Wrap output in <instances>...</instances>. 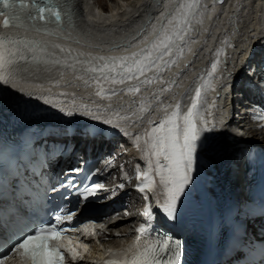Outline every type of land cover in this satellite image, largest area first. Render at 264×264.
<instances>
[{
	"label": "bare ground",
	"instance_id": "bare-ground-1",
	"mask_svg": "<svg viewBox=\"0 0 264 264\" xmlns=\"http://www.w3.org/2000/svg\"><path fill=\"white\" fill-rule=\"evenodd\" d=\"M168 1L114 0L113 4L106 10V8H101L103 7L102 4L97 7L98 0L95 2L94 0H69L70 6L72 7L71 23L65 21L64 24L56 25L53 28L38 27L40 30H44L49 36L42 37L36 35L35 33L38 32L36 28L27 31L0 28V38L8 37L11 40L17 41L18 46L21 43H28L40 46L44 50H53L52 53H23L26 57V62H21L15 67L26 77L40 76L45 78L44 80L55 81L63 79L67 74L70 76L71 71L77 70L84 71L88 73L87 75H100L99 73L85 71V68L90 64L99 62L98 65L102 66L103 62L93 60L92 58L132 56L134 53H141L142 49L151 47L154 42H159L157 38L161 30L169 28L171 25L169 24V20L174 22L176 14L175 12L170 15ZM201 2L202 0L197 2L195 10L190 15L189 22L182 26L184 29L181 33L182 36H187L191 33L189 38L187 37L188 39L185 40V45L181 48L182 52L180 50V55L175 59V62H171L175 65V68H179V66L184 64V61H187L185 58L189 57L190 63L193 66L184 68L180 74L177 73L179 71L176 72L174 69V74H172L169 66L165 64L168 62H165L164 67L151 77V84L149 86H160V91L157 96L161 95L160 103L165 108L172 101L177 103L183 101L188 96V91H190V87H188L189 83L192 80L198 82L202 88V92L198 101L200 102V108L197 112L205 119L212 121L213 119H209V116L213 112L216 113L215 109L219 108L221 101L224 100L223 104H226L229 99L230 101L238 102L236 101L238 100L236 98L238 95H230L229 99L219 94L213 96L212 92L209 94V91H206L209 82H216L221 75L224 76L226 74L225 76H227L230 66H233V69L234 66H237L234 59L237 58L238 61H241L243 58L244 61L247 59L245 55L247 51H241V48L247 42L252 41L253 38L251 35L258 34L259 24L264 18V7H261L263 0H227V3L232 2L231 5H233L230 26L226 27L227 25H225L223 28H226L222 30L220 36L216 37L213 35V38L217 39V41L209 42L207 39L200 41L198 35L205 32L207 22L211 24L209 17L211 9L208 10L205 8L204 11H201ZM181 3H186V1L179 0V5ZM220 18L221 16H218L215 21L220 22ZM198 21L201 24L199 33ZM165 22L167 23L164 24ZM64 28H68L70 31L62 34L61 31ZM123 42L125 44H118ZM61 49L66 52L64 55L55 53ZM159 55L157 54L151 58V60L155 61L154 66L151 67L158 68L159 61H169L168 55H164L162 59L157 60L156 58ZM55 60H59L60 63H54ZM43 61L48 62L44 63ZM195 63H197L196 67L199 65L197 73V68L194 66ZM214 63H218L215 70L212 68ZM106 75L109 80L121 77L117 73H106ZM148 75V73L144 72L143 75L137 74L135 77L140 76V78H144ZM126 77L123 78L126 79ZM217 82L220 85L218 88L220 91L223 83L222 81ZM10 85H16V83H0V132L9 137L15 136L22 138L31 131L32 126L49 122L51 118H47L43 114L44 109H42L40 104L32 106L30 103L40 98V93H33L28 88L11 87ZM249 94L253 98L252 102L258 101L255 98V92L249 91ZM217 96L220 98L218 99ZM213 104H215V107H212ZM246 111V109L242 110L239 121L232 120L231 122H227L225 126L226 128L233 127L234 131L242 133L245 136L244 138L247 139L248 143L258 145L260 150L264 152V130L256 126V122L249 118ZM218 131L215 133L217 136L215 139L216 142L220 137L224 136L226 138L233 133L232 130L220 132L221 129H218ZM236 137L237 133L232 134L231 138L235 139ZM102 144L107 145L109 142H101L96 139L89 141L90 147ZM213 146L215 144L211 143L210 150L207 151L212 156V159L215 151ZM131 148L129 146L127 147L129 152ZM123 158L127 159V156ZM123 158H119L118 160L121 161ZM125 165H128V162ZM202 166V185L209 194L210 186L207 182V177L210 169L205 163ZM115 173L120 174L119 171H115ZM194 187L193 185L189 186L191 189ZM189 196L190 199L188 198V200L193 207V213L201 217L203 215L201 201L194 199L193 191L189 193ZM126 198V196L122 197L123 200ZM181 207L183 209L182 205ZM184 216V213L178 212V220H182ZM223 222L222 218L215 215V239L220 235ZM128 223L129 221L117 222L112 223V225L109 224V226L115 229L127 226ZM108 236L106 241H102L103 245L106 242L113 246L119 245L118 238L110 236V233H108ZM150 240L154 241V237L152 236ZM101 255V249L92 246L89 253L82 254L79 260L73 264H95V261Z\"/></svg>",
	"mask_w": 264,
	"mask_h": 264
},
{
	"label": "snow or ice",
	"instance_id": "snow-or-ice-1",
	"mask_svg": "<svg viewBox=\"0 0 264 264\" xmlns=\"http://www.w3.org/2000/svg\"><path fill=\"white\" fill-rule=\"evenodd\" d=\"M196 3L197 0H187L186 3H181L176 9L178 15L175 17V25L171 32L167 29L161 30L157 38L159 42L153 43V48L160 52L157 60L172 51V45L176 39H183L181 33L184 29L182 26L189 22ZM0 17H3L0 20V28H36L38 31L40 30L38 24L61 25L65 22V18L68 23L72 21L71 6L68 0H0ZM172 23L173 21L169 20V24ZM161 49L163 51H160ZM28 50L33 53L36 51L31 46H28ZM61 51L64 50L61 49ZM145 52L148 53L147 56L143 55ZM92 59L103 62L102 66L90 64L85 68V71L99 73L104 79L108 78L106 73H117L122 77L120 83L124 82L123 77L125 76L132 78L137 74L143 75L155 64V61L151 60V52L148 49H142L141 53H134L132 56L94 57ZM21 62H26V57L18 47V42L8 37L0 38V83H14L17 76L15 66ZM43 62L47 63L48 61ZM54 63L59 64L60 61L55 60ZM216 67L217 65L214 63L213 70ZM253 75L256 76V81L253 84L254 90L264 94V70L259 73L254 70ZM115 82L117 81L113 79V83ZM129 91H139V89H129ZM200 96L201 89L197 88L187 112L181 113L180 104L177 103L175 108L160 119L158 124H153L147 133L145 156L148 163L146 170L143 173L137 171L136 174V179L139 181L136 186L137 190L145 193L146 200L148 199L147 192L155 190L156 178H158L164 199L162 202L158 200L157 203L169 221H175L178 218V204L186 195V189L194 183L195 174L200 167L201 155L210 150L214 134L218 131L215 120L209 121L196 111ZM217 98L220 97L217 96ZM212 107H215V104ZM142 110L146 111V109ZM67 114L71 115V113ZM104 123L110 124L112 121L106 120ZM220 125L221 127L225 126L224 120L220 121ZM139 139L137 137V141ZM136 146L139 147V144L137 143ZM69 171L76 172L77 170L70 169ZM74 183V181L71 184L62 183L61 187L67 190L72 188ZM120 187L122 188L123 185ZM101 188L102 186L98 184L83 186L82 189L75 188L77 202L88 201L91 197L96 196ZM51 191L55 192L56 189L52 188ZM44 195L47 196V191ZM75 215V211L56 214L54 222H42L39 226H35L19 240L13 241L9 251L0 256V264H4L11 253L19 254L27 261V264H64L65 255L58 243L69 229L62 225L71 223ZM142 215L150 221L152 212L145 207ZM147 231L148 229L143 224L136 229L137 243L135 247H137V251L131 258L120 262L110 261L107 264H182L181 242L166 233L161 234L155 243L142 251L139 250V241ZM14 236L15 232H12L9 239H13ZM2 243H7V241ZM75 259L76 255L73 253V260ZM261 264H264V261H261Z\"/></svg>",
	"mask_w": 264,
	"mask_h": 264
},
{
	"label": "rangeland",
	"instance_id": "rangeland-1",
	"mask_svg": "<svg viewBox=\"0 0 264 264\" xmlns=\"http://www.w3.org/2000/svg\"><path fill=\"white\" fill-rule=\"evenodd\" d=\"M95 1H97V0H94V2ZM113 1L114 0H98V5H97V7L100 5L101 6V4L103 5V7H101V8H106V10L108 9V7L110 6V5H112L113 4ZM100 2V3H99Z\"/></svg>",
	"mask_w": 264,
	"mask_h": 264
}]
</instances>
